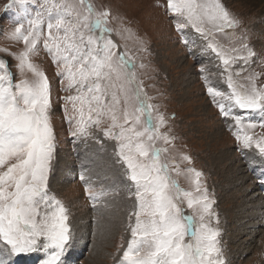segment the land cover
I'll return each instance as SVG.
<instances>
[{"label":"snow or ice","instance_id":"6c2138e0","mask_svg":"<svg viewBox=\"0 0 264 264\" xmlns=\"http://www.w3.org/2000/svg\"><path fill=\"white\" fill-rule=\"evenodd\" d=\"M12 3L21 6L25 19L16 22L10 39L24 47L15 53L0 49V264H20L31 254H40L39 264H66L75 239L69 209L48 190L56 134L53 85L33 63L41 49L51 58L61 90L67 93L62 110L71 135L87 139L96 129L113 142L114 164L120 167L123 187L132 200L125 225L130 239L125 248L121 238L119 248L124 251L116 264H226L221 231L213 227L219 216L203 173L191 167L184 170L191 191L173 179V171L182 174L172 154L175 137L161 131L169 127L168 121L150 103L127 49L118 52L111 39V12L98 11L91 0ZM29 4L36 8L34 14ZM166 14L174 18L183 43L189 44L185 30L192 29L206 42L203 51L215 55L228 90L214 86L201 68L206 93L225 121H232L229 128L238 143L244 149L255 147L264 157V137L252 134L257 127L264 129V85H257L255 72L244 77L247 84L235 79L256 56L246 37L237 35L243 28L241 19L226 0H166ZM218 36L231 46L221 44ZM142 51H147L143 42ZM6 57L16 61L14 66L24 77L19 83ZM238 62L240 68L234 70ZM179 159L192 164L188 155L180 154ZM79 178L96 208L110 190H98L83 172ZM185 203L192 215L185 214Z\"/></svg>","mask_w":264,"mask_h":264},{"label":"rangeland","instance_id":"374dc122","mask_svg":"<svg viewBox=\"0 0 264 264\" xmlns=\"http://www.w3.org/2000/svg\"><path fill=\"white\" fill-rule=\"evenodd\" d=\"M91 2L98 11L109 10L111 12L112 16L109 26L114 29L111 39L117 43L118 52L127 49L128 55L133 58L137 66L136 73L138 80L142 81L144 91L152 98L150 103L156 105L157 108L155 110L162 113L168 121L169 127L161 129V131L168 132L169 135L175 137V148L172 149V154L180 164L182 173L177 175L173 171V179L178 182L181 189L191 191L193 190V186L184 174V170L191 167L203 173V182L208 188L211 199L215 201L214 211L219 216V224L217 225L213 222V227H218L221 231V247L224 251L226 264H264V224L256 229L262 232H260L257 241L249 243L250 249L246 250L245 254H241L242 252L239 251L240 256H232L237 249L229 247L227 244L229 243L228 237L233 235L238 227L233 226L235 219L233 214H231L230 219H227V213L231 209L230 205L223 208L219 203L222 197L221 194L223 195L224 192L217 189L216 183L218 182L220 189L222 179L214 173V171L217 172L216 168H210V157L212 158L219 150L229 148L235 153L239 161H244L246 153L249 151V149H244L235 139L233 131L229 128L232 121H225V118L220 115L219 109L213 105L211 98L206 93V85L201 75V68L204 70L203 75H206L214 86L225 91L228 90L223 83L222 68L218 66L219 61L210 51L205 52L203 48L199 49V43L195 42V37L200 39L203 45L206 42L194 30L186 29L185 32L187 33L189 44L182 42V38L176 31L175 24L173 23L174 18L166 14V0H91ZM226 2L230 10L242 21L243 28L237 30V35H244L249 47L256 52V56L252 58L248 70L235 79L239 83L247 84V80L244 77L250 72H255L259 74L257 85H264V0H226ZM8 5L12 6L8 7ZM157 5H165V7H157ZM28 7L34 14L36 8L31 4ZM24 19L21 6L13 4L12 0H0V49H8L13 53L23 50V43L10 39V35L17 26L16 22H22ZM124 29H128L129 31L124 32ZM190 30L195 37L190 35ZM218 39L226 47L231 46L229 41L223 36H218ZM142 42L143 47H146L147 51H142ZM192 42L195 43L193 44ZM236 46L239 47L240 45L237 44ZM177 56L181 57L182 64L175 59ZM6 58L11 60L10 57ZM211 58H213L214 62L212 68H210L212 63L207 62ZM11 63L13 64L12 71L16 74L15 82L19 83L20 79L24 77H21L15 68L16 61L11 60ZM33 63L45 71L53 85L52 123L56 134V149L52 166H55L59 152L65 156L62 160L70 157L71 161L69 162H72L77 158L72 155L76 151V145L82 143L86 147L91 142L96 144V149H99L101 152H108L114 166V157L112 156L113 142L106 140L100 131L93 129L92 136L87 139L76 138L71 135V128L62 110L64 107L63 98L67 93L61 90V85L58 83L59 77L56 75L57 70L51 58L41 49L40 54L33 57ZM241 63L238 62L234 65V70H239ZM140 64H143L144 67H139ZM184 73L191 76V79L188 81V83H191L188 85L189 88L184 82ZM27 78L31 79L30 74L27 75ZM217 79L220 80V85L216 83ZM187 90L190 91L189 94H186ZM205 104L208 106V110L199 113L198 109ZM104 126L106 127L107 125ZM169 128L171 129L170 132ZM220 128L222 129L219 130ZM217 130L220 131V137L216 138L214 144V141H210L209 135L211 132L215 133ZM252 134L254 138L264 137V129L257 127L253 130ZM97 139L101 142L97 143ZM212 144L214 145L212 146ZM236 148L243 150L242 153L247 151L244 154V158L240 159L235 151ZM252 149L256 150L255 147ZM180 154L190 156L192 164L180 162ZM116 166L119 167L118 165ZM56 170H52L53 174L55 173L54 178H56L58 167ZM76 172L75 168V171L69 173L70 178L66 183L69 187L66 190L57 187H53V189L50 187V181L48 183L50 194L56 196L69 209L72 217L71 222H75L77 215H81V217H85L86 219L87 216L85 214L96 211L85 192V181L79 178L81 172L78 174ZM258 177L264 178L260 174ZM91 179L92 182L94 180L97 181V178ZM105 183L97 184V182H94L93 184L98 190L100 188L110 190L109 194L97 203V208L105 206L108 201L112 200L115 201L114 204L117 206L119 200L121 201L122 199V194L127 195L123 186L112 188L106 186ZM248 183L254 187V184L258 183V180L255 179V181L253 180V182ZM256 191L254 190L253 192ZM126 202L129 205L127 208L128 216L132 200L128 198ZM115 207L111 206L109 209L114 210ZM182 207L189 215L193 214L192 210L187 209L186 203ZM256 212L257 210L254 211V214ZM251 214H253L252 211H250ZM126 218L124 224L121 225L123 232L120 230L121 235H116L113 241L115 242L113 243L115 247L111 244V247L113 246L110 252L112 257H104L102 264H116V260L120 258V255L124 251V248H119L122 237L125 248L127 247L130 233L125 230ZM89 219L95 220V215L89 216ZM263 219L264 217L261 220ZM74 235L76 237L79 233L75 230ZM90 254V252L85 251L81 264H86V260ZM39 255L36 254V261L33 264H39ZM113 256L116 257L115 260Z\"/></svg>","mask_w":264,"mask_h":264},{"label":"bare ground","instance_id":"6f19581e","mask_svg":"<svg viewBox=\"0 0 264 264\" xmlns=\"http://www.w3.org/2000/svg\"><path fill=\"white\" fill-rule=\"evenodd\" d=\"M190 35L195 37L191 30ZM195 42L199 43V49L203 48L204 45L200 39L195 37ZM175 59L180 64L183 63L180 56H177ZM207 62L210 64L212 63L210 66V68H212L214 64L213 58ZM183 78L189 88L188 85L191 83H188V81L191 79V76L184 73ZM216 83H219V85L221 84L219 79L216 80ZM189 93L190 91L187 90L186 94ZM198 110L199 113L203 112L208 110V106L205 104L200 106V109ZM221 129L222 128L219 130ZM219 130L215 133L211 132L209 135L210 141H214V144L216 138L220 137ZM214 144H212V146ZM83 145L84 144L82 143L76 145V151L74 154H71L77 158L72 162H69L71 161L70 157L67 158L68 161L67 159L62 160L65 156L61 154V152L58 153V160L53 167L55 170L58 167V172L56 173V178H54L55 173L53 174L52 172L50 187H57L62 190H66L69 187L66 184L70 178L69 173L75 171V168L77 170V174L79 172H83L85 176L90 179L97 178V181L94 180L93 184L94 182H97V184L106 182L105 185L112 188H115L116 186H123L125 180L121 174L120 167H117L116 165L113 166L108 152L105 151L106 153H103L99 149H96V144L93 142L89 143L86 147ZM211 167L217 169V172L214 171V173H216L217 177L220 176L222 179L220 189L218 182L216 183L217 189L224 192L223 195L221 194L222 197L220 198L219 203L223 206V208L230 205L231 209L227 213V219H230L231 214H233L235 216L233 226L238 227L237 231L228 237L229 243L227 244L230 248L237 249L234 251L235 253L232 255L233 257H236L237 255L240 256L239 251L242 252L241 254H245V251L250 249L248 246L249 243H251V241H257L260 232H262L261 230L257 231L256 229L264 224V219L261 220L262 217H264V198L258 191V186L254 184L255 186L253 187L248 182H253L259 174L264 176V161H262L256 154V151L252 149H249L246 153L244 161H239L232 150L224 148L215 153L212 158L210 157V168ZM254 190L257 191L253 192ZM127 199V195L125 196V194H122V199L121 201L119 200V204L117 206L114 204L115 201H108L105 199L108 201L107 204L105 206H101L100 208H94L96 209L94 212L85 214V216H87L86 219L85 217H81V215H77V217H75V222L72 221L74 229L79 233V235L74 239L72 250L84 249L85 251L90 252L91 254L87 258L86 264H102L104 257H112L110 252L112 251L111 249L113 246L115 247V244L113 245L115 242L113 241L116 235H121L120 230L123 232L121 225L124 224L127 216V208L129 206L126 202ZM111 206L116 207L114 210H111L109 209ZM255 210H257V212L254 214ZM250 211H252L253 214L250 215ZM93 214L96 218L93 220L94 222L89 219V216ZM185 214L189 215L187 211H185ZM111 244L113 245L112 247ZM77 256L78 255H76L74 259H76ZM33 257V255H30L28 258L21 261L20 264H28Z\"/></svg>","mask_w":264,"mask_h":264}]
</instances>
